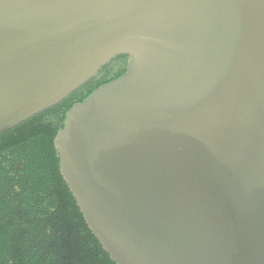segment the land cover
<instances>
[{
  "label": "water",
  "instance_id": "obj_1",
  "mask_svg": "<svg viewBox=\"0 0 264 264\" xmlns=\"http://www.w3.org/2000/svg\"><path fill=\"white\" fill-rule=\"evenodd\" d=\"M53 138L116 264H264V0H0V133Z\"/></svg>",
  "mask_w": 264,
  "mask_h": 264
},
{
  "label": "trees",
  "instance_id": "obj_2",
  "mask_svg": "<svg viewBox=\"0 0 264 264\" xmlns=\"http://www.w3.org/2000/svg\"><path fill=\"white\" fill-rule=\"evenodd\" d=\"M124 70L125 67L112 76L99 74L51 109L0 133V189H10L11 199L5 205L10 217L18 216L17 204L23 205L21 196L25 206L33 205L34 200L30 198L36 188L41 189L44 197L56 194L57 217L53 224L45 221L50 210L41 208V222L36 226L0 225V250L9 252L5 258L12 259L14 264H116L87 227L62 178L53 138L73 103L83 100L100 84L118 77ZM39 202L44 204V200ZM34 217L28 216L31 221ZM53 234L56 236L54 251L49 246Z\"/></svg>",
  "mask_w": 264,
  "mask_h": 264
},
{
  "label": "flooded vegetation",
  "instance_id": "obj_3",
  "mask_svg": "<svg viewBox=\"0 0 264 264\" xmlns=\"http://www.w3.org/2000/svg\"><path fill=\"white\" fill-rule=\"evenodd\" d=\"M122 57L123 56H118L117 58H115L111 61V62H114L116 60L119 61L120 63L117 67L109 69V67H110L109 65L111 63L110 62L108 65H106L102 68V70L100 71V74L103 73L106 76H112L118 70L125 67L126 57H123V58ZM0 191H1L0 200L2 201V205L0 207V210H1V208H3L0 211V225L9 226L11 224V225H17L20 227H25L28 225L36 226L41 222V216H42L41 208H45V209L50 210V213L47 215V217H50L51 219H47V217H46L47 220L45 219V221H48L51 224L54 223V221L57 217L56 194H53V197L52 196L51 197L50 196L44 197V195L41 194V189L36 188L35 189V195L33 196V198H30L31 200H34L33 205L32 206H29V205L25 206V203L23 202L24 196H21L20 202L25 207L23 205H21L20 203H18V204L16 203L18 206V212H17L18 216L17 217H10L9 211L5 210L6 203H8V201L11 199L10 189L7 187H2L0 189ZM18 193L20 194L21 190H19ZM18 197H19V195H18ZM40 200H44L43 205L40 204V202H39ZM49 200H50V203L48 205ZM4 202H5V204H4ZM31 215H33V216L35 215V217L32 219V221L30 220V218H28V216H31ZM1 238H2V236H0V241L2 240ZM51 238H52V240L49 242V246L53 247V251H54L56 249V246H55L56 245V236H54V234H53V235H51ZM8 255H9V252L7 253V252H3L2 250H0V264H14L12 259L5 258ZM51 256H52V254H51ZM52 263L54 264V262H52Z\"/></svg>",
  "mask_w": 264,
  "mask_h": 264
},
{
  "label": "rangeland",
  "instance_id": "obj_4",
  "mask_svg": "<svg viewBox=\"0 0 264 264\" xmlns=\"http://www.w3.org/2000/svg\"><path fill=\"white\" fill-rule=\"evenodd\" d=\"M119 63H120V62H119V61H117V60H116V61H114V62H111V63H110V65H109V66H110V67H109V69H112V68H115V67H117V66L119 65Z\"/></svg>",
  "mask_w": 264,
  "mask_h": 264
}]
</instances>
